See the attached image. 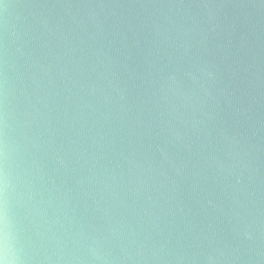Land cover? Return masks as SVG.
Wrapping results in <instances>:
<instances>
[{"label":"water","instance_id":"1","mask_svg":"<svg viewBox=\"0 0 264 264\" xmlns=\"http://www.w3.org/2000/svg\"><path fill=\"white\" fill-rule=\"evenodd\" d=\"M12 264H264V0H0Z\"/></svg>","mask_w":264,"mask_h":264},{"label":"clouds","instance_id":"2","mask_svg":"<svg viewBox=\"0 0 264 264\" xmlns=\"http://www.w3.org/2000/svg\"><path fill=\"white\" fill-rule=\"evenodd\" d=\"M6 215H0V264H12L8 259V233Z\"/></svg>","mask_w":264,"mask_h":264}]
</instances>
